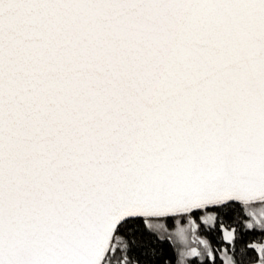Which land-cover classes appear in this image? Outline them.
<instances>
[{
    "label": "snow or ice",
    "instance_id": "6c2138e0",
    "mask_svg": "<svg viewBox=\"0 0 264 264\" xmlns=\"http://www.w3.org/2000/svg\"><path fill=\"white\" fill-rule=\"evenodd\" d=\"M168 229L264 264V0H0V264H164Z\"/></svg>",
    "mask_w": 264,
    "mask_h": 264
},
{
    "label": "trees",
    "instance_id": "16d2710c",
    "mask_svg": "<svg viewBox=\"0 0 264 264\" xmlns=\"http://www.w3.org/2000/svg\"><path fill=\"white\" fill-rule=\"evenodd\" d=\"M253 231V230H249ZM256 233L255 239L259 240L260 231L259 229L254 230ZM162 235L160 233L154 234V237L151 239V246L157 251V254L163 258L164 264H176V260H179V254L176 246L168 239V237L163 236V239H160ZM245 239H248L245 237ZM248 242H253L251 239H248ZM220 245H217L219 247ZM175 257V259H173ZM196 259V258H191ZM219 264V258H218Z\"/></svg>",
    "mask_w": 264,
    "mask_h": 264
},
{
    "label": "rangeland",
    "instance_id": "374dc122",
    "mask_svg": "<svg viewBox=\"0 0 264 264\" xmlns=\"http://www.w3.org/2000/svg\"><path fill=\"white\" fill-rule=\"evenodd\" d=\"M163 222V221H162ZM171 231H172V229H168V232L166 233V232H160V234L162 235V236H166V237H168V233H171ZM176 246V245H175ZM176 248H177V246H176ZM177 250H178V248H177ZM178 254H179V250H178ZM180 258V257H179ZM187 259H191V258H187Z\"/></svg>",
    "mask_w": 264,
    "mask_h": 264
}]
</instances>
